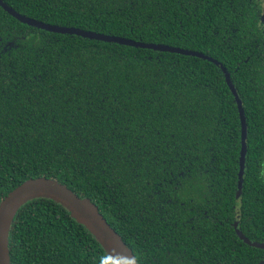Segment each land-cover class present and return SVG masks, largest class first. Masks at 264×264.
<instances>
[{"label":"trees","instance_id":"16d2710c","mask_svg":"<svg viewBox=\"0 0 264 264\" xmlns=\"http://www.w3.org/2000/svg\"><path fill=\"white\" fill-rule=\"evenodd\" d=\"M36 21L216 60L48 32L0 7V203L29 179L90 200L137 264H264V35L257 0H2ZM247 124L237 198L241 126ZM10 264H112L33 199Z\"/></svg>","mask_w":264,"mask_h":264},{"label":"water","instance_id":"95a60500","mask_svg":"<svg viewBox=\"0 0 264 264\" xmlns=\"http://www.w3.org/2000/svg\"><path fill=\"white\" fill-rule=\"evenodd\" d=\"M0 7L6 11L9 15L16 18L21 23L33 26L48 32H54L59 34L77 35L83 38L98 40L108 43H116L120 45H126L136 48L150 49L160 52H170L185 56H193L197 58L207 59L213 63H217L216 60L210 58L202 53L191 51L187 49H181L177 47H171L163 44L144 43L139 41H133L122 37H116L111 35H104L91 31H84L73 27H63L57 25H49L34 19L20 15L6 3L0 0ZM226 76V84L233 94L237 109L239 113V120L241 126V149L239 154V169H238V181H237V198H240L243 188V177L245 170V159L247 152V124L242 107V102L239 99L235 88L230 80L229 74L224 68H222ZM50 199L64 209H66L70 216L79 224L83 225L89 233L96 239L98 244L102 247L112 264H137L135 256L131 250L123 242L122 238L117 232L107 223L103 216L99 213V210L95 204L90 200L78 197L75 193L69 190L64 185L58 183L53 179L36 178L29 179L13 191H11L0 203V264H10L9 255V232L12 222L19 209L27 202L33 199ZM235 231L239 238L247 245L264 249V243H257L250 241L245 237L238 229L235 223Z\"/></svg>","mask_w":264,"mask_h":264},{"label":"flooded vegetation","instance_id":"af4514ba","mask_svg":"<svg viewBox=\"0 0 264 264\" xmlns=\"http://www.w3.org/2000/svg\"><path fill=\"white\" fill-rule=\"evenodd\" d=\"M255 10H257L260 13V20L258 21V25L261 29V32L264 35V0H257V3L255 4Z\"/></svg>","mask_w":264,"mask_h":264}]
</instances>
